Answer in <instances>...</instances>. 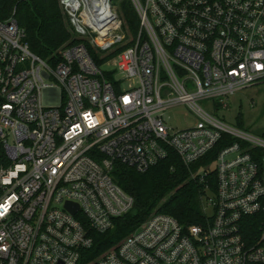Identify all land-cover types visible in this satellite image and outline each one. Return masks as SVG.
I'll list each match as a JSON object with an SVG mask.
<instances>
[{
  "label": "built area",
  "instance_id": "built-area-1",
  "mask_svg": "<svg viewBox=\"0 0 264 264\" xmlns=\"http://www.w3.org/2000/svg\"><path fill=\"white\" fill-rule=\"evenodd\" d=\"M58 1L80 41L53 66L0 20V264H264V136L207 111L264 84V0H130L134 36L114 0ZM179 105L194 120L175 129ZM216 147L191 173L204 223L155 213L93 255L134 206L115 164L172 150L188 167Z\"/></svg>",
  "mask_w": 264,
  "mask_h": 264
},
{
  "label": "trees",
  "instance_id": "trees-1",
  "mask_svg": "<svg viewBox=\"0 0 264 264\" xmlns=\"http://www.w3.org/2000/svg\"><path fill=\"white\" fill-rule=\"evenodd\" d=\"M123 20V29L134 36L138 30V17L130 0H114ZM15 18L25 31L24 41L30 50L40 58L55 65L60 60L61 49L80 40L74 37L66 14L58 0H0V20ZM92 57L99 61L96 53L90 50ZM215 108L220 104L215 102ZM236 123L243 126L240 115ZM264 135V133H263ZM190 166H185L174 151L144 172H138L123 164H115L113 179L124 191L134 198L133 208L115 221V227L95 235L93 255L133 231L148 217L155 213L173 216L184 226L202 224L206 215L202 209L201 196L203 182L191 173L200 165L210 163L215 150ZM208 183L215 188V176L211 172Z\"/></svg>",
  "mask_w": 264,
  "mask_h": 264
},
{
  "label": "rangeland",
  "instance_id": "rangeland-1",
  "mask_svg": "<svg viewBox=\"0 0 264 264\" xmlns=\"http://www.w3.org/2000/svg\"><path fill=\"white\" fill-rule=\"evenodd\" d=\"M116 9L118 11V8ZM74 37L76 38L75 35ZM96 54L101 55L98 52ZM225 102L226 105L223 108L220 106V109L213 112L210 108L212 102L207 101V111L216 114L226 123L236 126H238L236 116L240 115L243 120V126L240 128L258 136H264V84L240 90L229 96ZM164 115L168 124L175 129L186 128L194 120L182 105L169 108ZM213 166L212 163L210 168Z\"/></svg>",
  "mask_w": 264,
  "mask_h": 264
},
{
  "label": "water",
  "instance_id": "water-1",
  "mask_svg": "<svg viewBox=\"0 0 264 264\" xmlns=\"http://www.w3.org/2000/svg\"><path fill=\"white\" fill-rule=\"evenodd\" d=\"M66 208L70 209L72 212H74L76 210V208H72L70 203H66Z\"/></svg>",
  "mask_w": 264,
  "mask_h": 264
}]
</instances>
